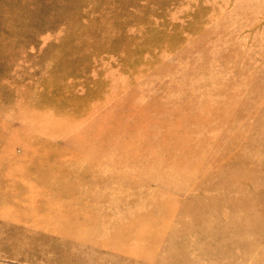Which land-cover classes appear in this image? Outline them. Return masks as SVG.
I'll list each match as a JSON object with an SVG mask.
<instances>
[{"label":"rangeland","instance_id":"374dc122","mask_svg":"<svg viewBox=\"0 0 264 264\" xmlns=\"http://www.w3.org/2000/svg\"><path fill=\"white\" fill-rule=\"evenodd\" d=\"M0 14V121L45 120L15 152L45 128L96 132L100 118L113 130L40 167L14 161L20 174L59 172L55 185L62 179L80 196L39 199L35 209L0 203V264H264V0H0ZM56 206L93 211L96 223L55 240L52 227L81 220L34 225ZM136 217L146 218L140 237L125 249L95 243ZM150 226L164 236L144 243Z\"/></svg>","mask_w":264,"mask_h":264},{"label":"bare ground","instance_id":"6f19581e","mask_svg":"<svg viewBox=\"0 0 264 264\" xmlns=\"http://www.w3.org/2000/svg\"><path fill=\"white\" fill-rule=\"evenodd\" d=\"M56 2V1H55ZM258 2V1H257ZM11 4V3H10ZM24 5V4H23ZM43 5V4H42ZM46 5V4H45ZM9 6V5H8ZM22 6V5H21ZM10 7V6H9ZM14 7V6H13ZM20 7V6H19ZM46 7V6H45ZM21 8V7H20ZM43 8V7H42ZM41 8V9H42ZM7 9V8H6ZM15 10L18 11V9L14 8ZM45 9V8H43ZM43 9L41 11H43ZM61 10V9H60ZM8 11V10H7ZM12 9H9V12L11 13ZM47 11V10H46ZM2 12V11H1ZM8 12V14H9ZM22 13V12H21ZM38 13V12H37ZM36 13V14H37ZM74 13V12H73ZM103 13V12H102ZM14 15V13H12ZM12 14L10 15L12 17ZM23 14V13H22ZM25 14V13H24ZM39 14V13H38ZM42 13L39 14V16H41ZM2 14H0L1 16ZM8 15V18H9ZM17 15V14H16ZM16 15H14V17H16ZM20 15V14H19ZM43 15V14H42ZM54 15V14H53ZM26 16V15H25ZM38 16V15H37ZM109 16V15H108ZM10 17V18H11ZM6 18V14L4 16V19ZM61 18V17H60ZM69 18V17H68ZM3 19V16H2ZM12 19V18H11ZM10 19V21H11ZM19 19V18H16ZM16 19L14 21H16ZM6 21V20H5ZM8 21V19H7ZM20 21V20H18ZM16 21V22H18ZM4 22V21H3ZM2 22V23H3ZM11 23V22H10ZM94 23V22H93ZM9 23L4 22L3 25H7ZM22 24V23H21ZM57 25V23H55ZM53 24V26L55 25ZM92 24V21H91ZM10 25V24H9ZM93 25V24H92ZM12 26V25H11ZM45 26V25H44ZM5 27V26H4ZM2 28V26H1ZM170 28V27H169ZM14 29H16L14 27ZM163 30V29H162ZM176 32L177 29L175 30ZM107 33H109L108 30H106ZM149 33V31H147ZM174 32V31H173ZM3 33V31H2ZM5 33V31H4ZM77 33V32H76ZM151 33V32H150ZM161 33V32H160ZM181 33V32H180ZM103 35H105L106 33H102ZM164 34V33H163ZM0 35L2 36V34L0 33ZM5 35V34H4ZM75 35V34H74ZM149 35V34H148ZM151 35V34H150ZM180 35V34H177ZM160 36V34H159ZM179 37V36H176ZM78 38V37H77ZM134 38L135 35L132 36H126V46L129 45V43H134ZM1 40L4 38H0ZM7 39V38H6ZM142 40V39H141ZM157 41L159 39H156ZM167 40V38H166ZM4 41V40H3ZM5 41H9V40H5ZM156 41V42H157ZM141 42V41H140ZM3 43V42H1ZM151 43V42H149ZM154 43V42H153ZM62 44V43H61ZM70 44V43H69ZM140 44V43H139ZM156 44V43H155ZM174 44V43H172ZM8 45V44H7ZM163 46V43L161 44ZM4 46V45H3ZM90 46V45H89ZM100 46V45H99ZM167 46V45H166ZM177 46V45H176ZM58 47V46H57ZM98 47V45H97ZM141 47V46H140ZM147 48V46H145ZM170 47V46H169ZM178 47V46H177ZM7 48V47H6ZM65 48L67 49L66 45ZM145 48V49H146ZM158 48V47H157ZM96 49V48H95ZM151 50V48H149ZM169 49V48H168ZM136 51V50H135ZM149 51V50H148ZM159 51V50H158ZM97 52V51H96ZM61 53V52H59ZM134 53V52H133ZM137 53V52H136ZM4 54V53H3ZM6 54V53H5ZM58 54V53H55ZM64 54V53H63ZM94 54V53H93ZM143 54V53H142ZM7 55V54H6ZM62 55V54H61ZM87 55V54H86ZM90 55V54H89ZM141 55V54H140ZM56 56V55H55ZM52 56V57H55ZM79 56V55H78ZM139 56V55H138ZM58 57V55H57ZM75 57V56H74ZM142 57V55H141ZM139 57V58H141ZM61 58V57H60ZM134 58V57H133ZM157 58V57H156ZM86 59V57L84 58ZM83 59V60H84ZM136 56H135V60H136ZM51 60V59H50ZM58 60V59H56ZM139 60V59H137ZM154 60V59H153ZM158 60V59H157ZM60 61V60H59ZM132 61V60H131ZM130 62V61H129ZM155 62V60L153 61ZM54 63V62H53ZM126 63V62H125ZM146 63V62H145ZM57 64V63H56ZM55 64V65H56ZM80 64V63H79ZM150 64V63H149ZM54 66V65H53ZM87 67V66H86ZM133 67V66H132ZM125 68V67H123ZM146 68V67H144ZM147 69V68H146ZM145 69V70H146ZM66 69H63V71H65ZM69 70V69H67ZM136 70V69H135ZM144 70V71H145ZM50 71V70H49ZM53 71V70H52ZM71 71V70H70ZM51 72V71H50ZM133 72V71H132ZM137 72V71H136ZM71 73V72H70ZM77 73V72H76ZM80 73V72H79ZM59 74V73H58ZM50 76H52L51 74H49ZM62 75V74H61ZM56 76V74H55ZM54 73H53V77ZM59 76V75H58ZM79 76V75H78ZM257 76V74H256ZM76 77V76H75ZM24 78V77H23ZM22 78V79H23ZM60 78V77H59ZM79 78V77H77ZM15 79V78H14ZM21 79V80H22ZM58 79V77H57ZM66 79V78H65ZM74 79V78H73ZM23 81V80H22ZM64 81V79H63ZM21 82V81H20ZM19 82V83H20ZM60 82V81H59ZM58 82V83H59ZM68 82V81H67ZM73 82V81H72ZM79 82V80H78ZM32 83V82H31ZM16 83H14L15 86ZM40 84V83H39ZM17 85V84H16ZM28 85V84H27ZM73 85V84H72ZM78 85V84H76ZM100 85V84H99ZM42 86V85H41ZM73 89V88H72ZM7 90V89H6ZM5 90V91H6ZM30 90V89H29ZM78 90V89H77ZM76 90V91H77ZM94 90V89H93ZM12 91V90H11ZM44 91V90H43ZM90 91V90H89ZM95 91V90H94ZM99 91H101L99 89ZM30 92V91H29ZM42 92V91H41ZM74 92V91H73ZM67 93V92H66ZM69 93V92H68ZM48 94V93H47ZM45 94V95H47ZM70 94V93H69ZM83 94V93H82ZM88 94V93H86ZM90 94V93H89ZM100 94V93H99ZM9 95V94H7ZM17 95V94H16ZM24 95H17V98L15 100V102L17 100H19L20 98H22ZM38 96H43L42 95H38ZM85 97V95H83ZM45 97V96H44ZM87 97V96H86ZM47 98V96H46ZM229 98V97H228ZM244 98V97H243ZM49 99V98H48ZM97 99V98H95ZM99 99V98H98ZM5 100H8V96L5 97ZM5 100L2 99V101L0 102V110L5 111ZM60 100V99H59ZM58 100V102H60ZM87 100V99H86ZM90 100V99H89ZM88 100V101H89ZM230 100V99H229ZM51 101V100H50ZM10 103V102H9ZM11 103H14L11 102ZM85 103V102H84ZM246 103V102H245ZM56 104V102H55ZM78 104V103H77ZM83 104V103H82ZM57 105V104H56ZM60 105V104H59ZM72 105V104H71ZM86 105V104H85ZM65 106H67L65 104ZM70 106V105H69ZM75 108V105H73ZM97 106V104H96ZM58 107V106H57ZM38 108H41L40 106ZM88 109V108H87ZM41 110V109H40ZM77 110V109H76ZM85 110V109H84ZM74 111V109H73ZM78 111V110H77ZM82 111V110H81ZM88 111V110H87ZM16 112V111H15ZM87 113V112H85ZM5 114V113H4ZM198 114V113H197ZM42 113H39L36 117L37 118H27V117H23L22 120H20L21 116L19 115H14L12 116L11 120L7 119V120H1L0 121V180H14V182L12 184H10L9 186L7 185H0V203L2 207H8L10 206V209H14L17 208L18 205L21 204L22 200L24 199L28 204L27 207H30L31 209H35L40 207V203L39 201L42 199L44 202H46L48 199V197H56L55 199H53V203L58 202L61 197H67L68 200H71L73 198H75L76 200L79 199L80 194H75L74 190H71V186L70 184L67 182H65L64 180L60 179L59 181H57V185H55L56 180H58L60 178L59 176V172L56 175H53V177H48V173L45 170H40L37 171V169H40V165H46L47 163H49V161L51 162L52 160H57L59 158H62L63 156H61L62 154L59 153V151H64L66 148L68 149L70 146H73L74 148H80V149H86L88 148V145H86V142L82 143L80 139H85L88 138L90 139L93 136H99V135H106L108 134L110 131H113L112 129L110 130V128H106L104 125H101V119H98L97 122V131L96 132H89V131H84V132H78L76 130H74L71 125H65V126H56L54 128H50V129H43L42 132H44L43 134L39 135L40 138L33 140V141H29L28 143H26L27 141H25V143L23 145H20L22 147V153L17 154L14 150L15 146L17 145L15 142L18 139H25L27 137H32L34 136V133L30 132V125H36L39 124V122L42 124V122H44L45 120L42 118ZM85 115V114H84ZM90 115V114H89ZM85 116L83 121L88 122L89 120H91V116ZM82 116V115H81ZM77 117V116H76ZM16 118L18 120V122H14L13 119ZM90 124V123H89ZM28 125V127H26ZM101 125V126H100ZM146 126L144 127V129H147V124H145ZM205 126V125H204ZM26 127V128H25ZM195 127V126H194ZM25 129V130H24ZM202 129V128H201ZM38 136V137H39ZM37 137V136H36ZM46 137H48L49 139H47ZM63 138H65L68 142H63ZM74 139V140H73ZM30 140V138H29ZM32 140V138H31ZM21 141V140H20ZM24 142V141H23ZM81 142V143H80ZM66 147V148H65ZM54 148V150L56 151V155H54L53 153H49L48 151L50 149ZM190 149V148H189ZM52 151V150H51ZM77 152V151H76ZM75 152V153H76ZM66 153V152H65ZM69 154V152H67ZM66 153V154H67ZM72 153V152H71ZM70 153V154H71ZM191 153V151H190ZM60 154V155H59ZM64 155V154H63ZM72 155V154H71ZM65 156V155H64ZM64 158V157H63ZM54 160V161H55ZM14 161L17 162H21L24 164H28L31 163L33 161H36L39 164V167H37V169H33V170H26V172L24 174H20L19 170L20 168L16 165H14ZM36 167V165H35ZM62 169V168H61ZM63 170V169H62ZM49 171V170H48ZM46 172V173H45ZM63 174V173H62ZM61 175V174H60ZM86 174H83V176H85ZM62 176V175H61ZM33 178L36 183L34 182H29V181H25L26 179H31ZM70 178V177H69ZM6 181V182H7ZM28 183V184H27ZM4 194H11L14 193L15 197H12L11 199H2ZM84 193V192H83ZM58 197V198H57ZM93 198V197H92ZM40 199V200H39ZM9 201V202H8ZM11 201V203H10ZM69 202V201H68ZM161 203L157 206H165V203L160 201ZM199 202V201H198ZM57 206L51 208V211L53 213H46V210H44V214L45 216L41 218L40 213H38V219L37 221L34 222V225H39L45 222L48 224H53L54 221H56V219H63V220H68V218H70L72 215L75 217H79L81 220L79 221H72L68 224H66L65 226H59V227H52V229L49 231V233L51 235L55 234L58 235L59 237H57L55 240L60 239V241L62 242H67L68 240H70V237H74L75 235H85L87 234L91 229L92 226L96 223V219L95 217H92L93 211L90 214H85L83 213L82 210H76V211H66V212H56ZM60 211V210H59ZM165 212V213H164ZM174 212V211H173ZM171 210H169L167 208V210L164 209L163 211V215L170 216L173 213ZM172 216V215H171ZM158 218V217H157ZM169 219V217H167ZM167 218L163 219V220H167ZM146 218H138L136 217L135 221H131L126 223L125 225H122L120 223H116L113 224L112 226V230L109 233H113L111 235L108 234L107 237H104L102 240H96V244H100V245H105V246H110L112 248L115 249H125V244L127 242V240H129L131 237L136 236V237H140L139 234L136 233V226L139 225L140 223H142ZM15 222H17L15 219H13ZM22 222L24 223V221L22 220ZM170 223V222H169ZM19 224L15 225V229H18ZM166 226V223H165ZM151 228H148L149 234L148 236L146 235V237L141 238V241L144 243H148L149 242V238L151 239L153 234H157L158 236H161V234L164 236V232L161 230H159L156 226H150ZM120 228V229H119ZM218 230V227H214V230L210 231L209 234L210 235H214ZM166 232V231H165ZM145 236V235H144ZM135 237V238H136ZM205 237V236H204ZM77 239V238H76ZM74 240V239H73ZM199 244V243H198ZM186 248V247H185ZM183 249V247L181 248ZM191 251V250H190ZM231 260V259H230ZM234 263V261H232Z\"/></svg>","mask_w":264,"mask_h":264}]
</instances>
